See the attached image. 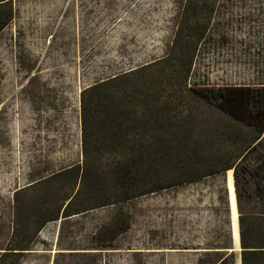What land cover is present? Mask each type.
<instances>
[{
    "label": "rangeland",
    "instance_id": "374dc122",
    "mask_svg": "<svg viewBox=\"0 0 264 264\" xmlns=\"http://www.w3.org/2000/svg\"><path fill=\"white\" fill-rule=\"evenodd\" d=\"M215 1L184 12L185 0H11V20L0 31V253L20 243L31 250L18 264H73L70 258L82 256L59 252L104 244L111 249L92 252L100 264H193L200 252L194 248L211 238L209 209L225 184L237 246V190L243 206L254 207L264 195V131L257 132L258 168L241 163L237 182L227 170L213 182L207 177L125 202L130 228L113 239L106 230L114 221L111 207L59 217L37 230L57 197L49 203L37 188L15 195L81 166V92L124 73L146 96L145 127L159 120V177L240 162L236 146L257 134L235 137L228 116L199 94L264 84V0ZM183 22L190 25L178 33ZM59 181L69 193L74 173Z\"/></svg>",
    "mask_w": 264,
    "mask_h": 264
},
{
    "label": "trees",
    "instance_id": "16d2710c",
    "mask_svg": "<svg viewBox=\"0 0 264 264\" xmlns=\"http://www.w3.org/2000/svg\"><path fill=\"white\" fill-rule=\"evenodd\" d=\"M211 1L185 0L181 10L187 12L195 3L204 4ZM11 17V0H0V31L8 25ZM189 25L188 22H183L178 33L183 32V28ZM128 77V73L108 77L81 92V166L63 168L15 192L17 197L19 193L28 195L29 190L37 188L49 203L53 200V196L57 197L53 209L47 208L46 205L44 209L47 210L46 217L39 223L37 230L49 221L58 220L59 217L69 218L92 209L111 207L114 221L108 224L106 230L113 239L130 228L129 216L122 209L125 202L185 182H199L207 177L213 182L218 174L227 170H234V178L237 182L241 163L249 168L259 167L261 156L258 150L261 146V138L257 132L264 131V84L252 88L212 87L208 93L199 94V97L208 101L211 107L216 106L228 116L229 130L235 137L240 138L248 131L257 135H251V139L247 142L236 146L240 153L238 157L240 162L237 164L219 166L213 163L209 164L206 170L202 171V168L198 167L192 175L166 181L156 172L164 149L159 133V120L152 119L153 123L145 127L144 113L140 110L146 104V96L144 92H135L132 89L133 86L127 81ZM158 103L159 98L155 97L152 104L156 110ZM147 135L153 141H145ZM262 160L264 161V158ZM200 164L201 162H198V165ZM73 173L75 182L70 192L66 193L67 184L59 180ZM236 203L240 252L234 251L238 248V243L236 246L231 198L225 184L218 191L215 205L209 209V214L215 222L211 238L202 248H194L200 252H196L199 254L193 264H238L239 257L241 264H264V195L258 198L254 207L243 206L241 195L237 190ZM20 245L16 243L2 248L0 264H18L24 254L23 251L31 250L28 247L21 248ZM107 247L110 246L100 244L83 252L68 249L65 250L68 251L67 253L59 252V254L82 256L78 259L70 258L72 260L69 261L73 264H100L102 259L92 257L95 254L92 252L111 249ZM230 250L232 251L229 252Z\"/></svg>",
    "mask_w": 264,
    "mask_h": 264
},
{
    "label": "water",
    "instance_id": "95a60500",
    "mask_svg": "<svg viewBox=\"0 0 264 264\" xmlns=\"http://www.w3.org/2000/svg\"><path fill=\"white\" fill-rule=\"evenodd\" d=\"M237 232H238V248L234 249L235 252H240L241 248H240V243H239V231H238V225H237ZM238 264H241L240 262V257L238 260Z\"/></svg>",
    "mask_w": 264,
    "mask_h": 264
},
{
    "label": "bare ground",
    "instance_id": "6f19581e",
    "mask_svg": "<svg viewBox=\"0 0 264 264\" xmlns=\"http://www.w3.org/2000/svg\"><path fill=\"white\" fill-rule=\"evenodd\" d=\"M54 252H56V251H54Z\"/></svg>",
    "mask_w": 264,
    "mask_h": 264
}]
</instances>
